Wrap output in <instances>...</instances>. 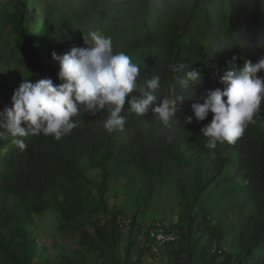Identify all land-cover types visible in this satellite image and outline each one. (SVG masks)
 Here are the masks:
<instances>
[{"label": "trees", "instance_id": "obj_1", "mask_svg": "<svg viewBox=\"0 0 264 264\" xmlns=\"http://www.w3.org/2000/svg\"><path fill=\"white\" fill-rule=\"evenodd\" d=\"M69 2L65 11L0 0V110L24 79L62 83L53 53L87 47L84 35L96 29L139 65L138 87L160 76L158 102L184 100L168 127L151 108L129 109L134 92L123 132L103 128L106 109L92 116L81 106L60 140L17 137L24 151L0 140V264H264V109L234 144L214 150L201 133L212 113L197 121L191 110L204 89L224 87L234 56L236 68L264 57V0ZM188 70L202 81L181 85ZM50 209L61 214L63 241L38 230ZM159 223L176 239L159 245Z\"/></svg>", "mask_w": 264, "mask_h": 264}, {"label": "clouds", "instance_id": "obj_2", "mask_svg": "<svg viewBox=\"0 0 264 264\" xmlns=\"http://www.w3.org/2000/svg\"><path fill=\"white\" fill-rule=\"evenodd\" d=\"M84 42L87 47L73 46L61 56L53 53L60 66L58 78L62 83L55 85L50 78L35 83L24 79L14 90L11 107L0 110V140L12 138L21 151L27 145L17 137L42 134L60 140L77 126L73 118L80 115L82 107L92 116L106 109L108 116L103 120V128L108 133L123 132L126 117L121 113L126 98L134 92L138 95L127 100L132 112L144 116L151 108L165 127L170 125L183 96L158 102L155 93L160 87V76L147 79L143 87H138L139 65L124 51H114L111 37L99 29L84 35ZM222 50L223 47L217 48L215 52ZM235 59L234 56L219 77L224 87L204 89L203 102L191 105L197 121H204L212 113L211 121L201 128L207 138L205 146L210 150L217 144H234L264 109V78L257 75L264 71V57L256 63L245 61L242 68L235 67ZM185 67L181 65L180 69ZM184 75L180 83L185 87L189 81H202L196 70H188ZM193 116H188L187 123L192 122Z\"/></svg>", "mask_w": 264, "mask_h": 264}, {"label": "rangeland", "instance_id": "obj_3", "mask_svg": "<svg viewBox=\"0 0 264 264\" xmlns=\"http://www.w3.org/2000/svg\"><path fill=\"white\" fill-rule=\"evenodd\" d=\"M3 2L8 3V0H3ZM46 2L48 4H51V6L58 5L59 8H62L65 11L68 8H70L69 0H46ZM7 38H9V37L7 36ZM6 41L8 43H13L12 38H9ZM0 44H1V41H0ZM3 67H5V62H0V68H3ZM156 203H159V202H156ZM161 213H162V211H157L156 214H157V216L162 217L160 215ZM61 222H62L61 214L59 212L55 211L54 209H50L47 213H45L43 216L38 218V226H39L38 230H39L40 234L43 236H47L53 240L59 239V240L63 241V238L60 235ZM42 244H44V243H42ZM155 251H157V250H155ZM161 261H162L161 258H158L156 261H154L152 263L150 261H148L147 264H161Z\"/></svg>", "mask_w": 264, "mask_h": 264}, {"label": "bare ground", "instance_id": "obj_4", "mask_svg": "<svg viewBox=\"0 0 264 264\" xmlns=\"http://www.w3.org/2000/svg\"><path fill=\"white\" fill-rule=\"evenodd\" d=\"M161 224L159 223L157 225L158 226L157 227L158 229L153 234L156 237V239L158 240L159 245H162V244L168 243L169 241L175 240L176 239V236L173 233H171V232H166L165 228H163L161 226Z\"/></svg>", "mask_w": 264, "mask_h": 264}]
</instances>
